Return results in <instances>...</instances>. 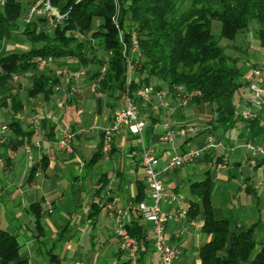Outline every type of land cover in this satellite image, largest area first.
Here are the masks:
<instances>
[{"label":"crops","instance_id":"crops-1","mask_svg":"<svg viewBox=\"0 0 264 264\" xmlns=\"http://www.w3.org/2000/svg\"><path fill=\"white\" fill-rule=\"evenodd\" d=\"M42 27L50 28L46 24ZM247 43L249 60L244 66V76L249 83L254 81L251 71L257 68L264 86V48L259 47L254 38ZM72 98V101L63 99L59 91L48 102L28 101L19 119L23 126L34 130L33 134L21 136L12 128L5 133L0 143V228L17 238L21 245L20 257L28 259L31 264H127L126 255L117 245L114 223L103 204L110 201L125 211L127 227L136 228V235L132 236L138 242V262L159 264L151 225L141 218L134 202L137 182L146 185L140 166L142 150L147 147L154 149L160 169L174 153L204 148L205 137L213 133L209 131L208 118L194 105L179 108L174 103L164 108L156 106L158 100L154 96V106L140 112L146 122L142 133L133 135L122 129L114 135L110 153L102 154L96 163H91V157L100 144L101 128L125 100L121 96L105 104L96 97L94 106L85 108L84 98ZM250 108L253 117L258 115L264 126V109ZM78 109L82 112L77 115ZM40 110L58 118L51 138L41 126L42 119L33 127L27 123L26 118ZM148 114H151L152 121ZM5 115L0 111V123L7 122ZM162 120L170 124V141L162 138ZM182 126H193L197 132L183 135L179 132ZM61 127L76 132L69 152L56 145ZM240 132L241 126L237 125L224 136L225 147L233 148L224 167L216 166L223 149L204 148L192 162L159 174L165 191L162 200V208L167 215L165 238L178 250L176 264H201L199 254L212 238L203 230L202 208L199 206L193 216L188 212L190 204L198 201L190 190V184L202 181L207 175L210 176L213 217L226 218L231 228L252 226L256 250L264 239V167L260 165V159L255 164L251 163L250 151L245 147V143L250 141L241 137ZM25 142L32 144L29 155L23 150ZM252 143L264 149V142ZM43 157L46 158V167L41 169L38 166L31 174L33 166ZM103 182L104 187L97 190ZM97 196L101 197L100 207L95 209L91 200ZM171 196L174 199L170 200ZM32 203L40 206V229L36 227L35 215L29 209ZM45 204L50 205V212ZM49 252L56 259L51 261Z\"/></svg>","mask_w":264,"mask_h":264},{"label":"trees","instance_id":"trees-1","mask_svg":"<svg viewBox=\"0 0 264 264\" xmlns=\"http://www.w3.org/2000/svg\"><path fill=\"white\" fill-rule=\"evenodd\" d=\"M51 3L65 17L49 29L42 27V19L22 23L25 4L20 1L8 0L0 9V111L5 112L8 127L21 136L30 137L34 132L19 119L27 102H48L58 92L57 66L41 69L36 61L51 57L66 69L85 68L87 82L100 77L101 94L113 102L127 95L135 100L140 112L149 107L135 95L142 84L196 90L199 93L189 105L205 114L209 131L224 140L227 133L240 125L241 137L246 141L264 142L260 117L242 118L236 113L249 86L245 70L241 69L249 60L248 43L237 45L236 40L252 27L259 47L264 48V0H51ZM214 21L219 22L217 35L212 32ZM133 33L140 55L128 53L133 63L129 79L122 51L123 44L130 45ZM14 75L29 79L24 97L19 91L20 82L14 84ZM72 97L68 100L72 101ZM40 123L51 138L55 124L47 119ZM151 125L150 122V128ZM100 147L101 134L91 163L102 155ZM46 165L43 157L33 166L31 174L38 166L44 169ZM103 187L104 182L97 190ZM209 188V175L190 184L198 201L190 204L189 215L193 216L200 206L204 213L203 230L212 235L199 254L201 264H264V239L256 250L252 226L231 228L226 218H214ZM146 193V185L138 181L134 202L143 200ZM92 207L96 209L100 204L92 203ZM29 209L40 229V206L32 203ZM128 228L131 235H136L135 226ZM20 248L17 238L0 228V264H31L20 257ZM48 256L51 261L56 259L50 252Z\"/></svg>","mask_w":264,"mask_h":264},{"label":"built area","instance_id":"built-area-1","mask_svg":"<svg viewBox=\"0 0 264 264\" xmlns=\"http://www.w3.org/2000/svg\"><path fill=\"white\" fill-rule=\"evenodd\" d=\"M8 0H0V9H2ZM20 1L25 4V10L21 17V22L28 24L36 19H42L43 23L51 27L57 21L62 20L65 14L60 12L57 7H55L51 0H15ZM116 27L117 24H116ZM121 33V31H120ZM5 43V42H3ZM16 46V44H13ZM25 48V46L23 47ZM128 53H133L136 57L140 55L138 42L135 34H132L131 43L127 47L123 44V63L129 75V79L133 72V63L131 56ZM37 65L39 68H44L46 66H51L55 64L56 60L51 57L38 58ZM103 70V69H102ZM255 80L249 83L247 88L245 101L242 106L236 109L237 115L242 118H250L254 116L250 107H255L258 109H264V86L261 83L260 70L253 68L251 71ZM66 80L68 83L65 87H60L59 85L55 89L61 92L63 99H69L80 93L81 81L86 76V69L80 67L78 69H66L64 72ZM19 76L14 75V79H18ZM91 81L89 83V90L91 93L101 95L98 90V80ZM196 90H183L174 89L171 90L165 86L155 88L152 85H140L136 91L135 95L141 101L142 104L148 106H154L152 97H156L158 103L156 104L161 107H166L171 103L176 108L187 107L191 100L198 94ZM125 100L119 108L115 109L111 120L101 128V153L103 155H108L111 150V145L113 137L115 134L119 133L122 129H126L129 133L133 135H140L145 128L146 122L140 114V108L134 99L127 95H123ZM81 109L76 111V114H80ZM27 123L33 127L38 120L48 119L52 123H58V118L52 113H44L40 110L36 113L29 115L27 118ZM161 127L164 129V134L162 138L164 140H172L170 124L166 120L160 122ZM9 129L6 123H0V143L4 139V135ZM58 137L56 139V145L59 149L66 152L72 150V143L75 137V131H72L68 127H61L58 130ZM179 132L183 135H189L197 132V129L193 126H182ZM36 145V143H33ZM205 149H223L224 153L221 156V160L217 163V168L224 167L227 161V155L233 150L232 147H225L223 140L217 137L213 133H208L205 137ZM32 144L25 142L23 146L24 153L29 155ZM245 147L250 151L251 163L255 164L258 159H260V165L264 167V149L262 146L254 144L252 142H246ZM189 149L181 152L172 154L164 163V165L159 169V158L155 154V151L151 147L143 148L140 157V166L142 173L144 175L147 194L146 197L136 204V209L138 210L142 219L148 221L152 228V240L153 246L158 253L159 264H176V258L178 250L175 246L167 242L165 238V223L167 215L162 208V200L165 196L164 186L159 178L161 171L170 170L179 167L183 164L190 163L197 157L201 155L203 149ZM174 199V196L170 197V200ZM101 197L97 196L91 200V203H100ZM104 205L108 209V215L114 223V232L118 239V248L126 255L127 264H140L137 257L138 242L130 234L129 229L125 222V211L123 209L117 208L110 201H105ZM46 209L50 212V205L45 204ZM180 216H184L181 212Z\"/></svg>","mask_w":264,"mask_h":264},{"label":"rangeland","instance_id":"rangeland-1","mask_svg":"<svg viewBox=\"0 0 264 264\" xmlns=\"http://www.w3.org/2000/svg\"><path fill=\"white\" fill-rule=\"evenodd\" d=\"M212 32L214 34H216V35L219 33V22L218 21H214L213 22ZM253 38L255 39V35H254L253 30H252V27H250L243 34H241L240 36H238V39L236 40V44L237 45H239L241 43L245 44L247 40H248V42H251V39H253ZM8 43H10V42H8ZM16 45H17L16 46L17 48H20V49L23 48V45L21 46V44H16ZM248 48H249V46H248ZM56 63L57 64H53L55 66H53V67L51 66V67L52 68H55L57 66V68H56L55 71L59 74V77H60V84H59V86L60 87H65L66 84L68 83V81L66 80V77L64 75V72H65L66 68H64L61 64H58L59 62H56ZM241 69H242V71H244L245 70V67L242 66ZM17 81L20 82V88H21L20 94H21L22 97H24L25 96V89L29 85V79H28L27 76H19L18 79H14V84L17 83ZM81 82H83V84H81V86H80V90L81 91L76 96H78L80 98H84V102H85L84 107L85 108H91V107H93L94 104H95V102H96V100H97L96 97H99L101 99L100 102L101 103H105V104H106V101L109 102V100H111V99H109V97H107V96H105L103 94H101V95H98L97 94L98 95L97 96L96 94L91 93L90 90H89V83L90 82H87L86 76L83 79V81H81ZM37 101H39V100H37Z\"/></svg>","mask_w":264,"mask_h":264}]
</instances>
